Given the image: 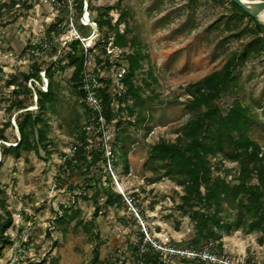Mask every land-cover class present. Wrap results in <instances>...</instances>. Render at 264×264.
<instances>
[{
  "label": "rangeland",
  "instance_id": "rangeland-1",
  "mask_svg": "<svg viewBox=\"0 0 264 264\" xmlns=\"http://www.w3.org/2000/svg\"><path fill=\"white\" fill-rule=\"evenodd\" d=\"M6 1L9 6L0 9V129L9 121L13 127L4 134L17 137L15 115L23 109L12 106L23 97L13 92L15 83H8L13 76L20 81L19 75L27 73L33 63L44 68L54 62L53 81L58 89L55 109L46 114V134L55 150L49 155L23 151L18 158L0 156V195L13 219L7 231L12 244L2 248L0 264H141L147 252L166 264L195 256L201 262L187 264H264L259 232L219 231V237L204 246L203 239L196 240L194 223L183 211L190 207L181 198L183 188L163 170H151L146 160L152 144L175 140L192 115L188 107L192 85L220 71L229 53L248 43L238 60L236 77L222 82L226 88L222 99L228 107L238 95L247 106L251 117L248 135L264 156V31L256 43L252 21L228 0H93L94 6L110 7L113 25L95 24L97 33L90 21V25H82L87 23L85 7L78 14L72 0ZM121 12L126 13L127 38L134 37L133 49L145 56L134 78L145 108L141 110L139 99L130 98L127 104L114 99L116 119L129 123L119 133L127 137L126 167L119 158L113 165L108 155L109 193L112 198L117 193L123 196L110 203L102 188L94 197L93 188L83 184L91 176L103 180L102 162L86 176L83 160L73 159L71 154L77 135L91 143L93 131L98 130L92 122L76 128L84 123V111L75 103L69 83L72 67L60 60L63 53L59 48L77 32L85 38L83 50L92 59L97 34V39L109 36L112 40L115 30H124L115 21ZM55 21L60 22L61 35L50 42L46 30ZM116 62L125 66L123 60ZM98 73L99 78L109 76L104 69ZM34 83L44 91L43 84ZM126 105L132 107L131 112ZM27 108L34 109V103ZM108 130L107 143L113 135ZM210 163L212 175L232 183L245 181L239 162L215 156ZM59 215L65 222L53 223Z\"/></svg>",
  "mask_w": 264,
  "mask_h": 264
},
{
  "label": "trees",
  "instance_id": "trees-1",
  "mask_svg": "<svg viewBox=\"0 0 264 264\" xmlns=\"http://www.w3.org/2000/svg\"><path fill=\"white\" fill-rule=\"evenodd\" d=\"M84 1L89 18L97 27L111 28L113 26L109 14L110 7L94 6L93 0H73L78 14L82 12ZM121 1L118 0V3ZM228 1L240 11L241 16H246L252 21V33L255 35L254 38L257 43L264 27L235 3ZM7 6H9L8 1L4 0L0 4V9H5ZM115 21H117L116 25L122 23L124 26V30L121 32L114 31L112 43L114 47L121 50L119 60H123L125 66L120 62L115 63L104 57L105 45L110 38L109 36L96 40L94 46L97 51L93 58L97 66L109 74L104 79H100V87L98 88V95L102 99L105 123L113 130L112 139L107 143L109 155L113 158V165L119 158L126 167L124 143L127 137L121 136L119 133L124 130L123 125L129 121L125 122V119L120 117L116 119L115 116L118 113L113 111L112 105L115 98L126 104L130 98L139 99V105L143 111L145 102L140 99L138 89L134 85V78L137 71L142 67L145 56L139 49H133L136 46L135 38H127L126 34L129 30L126 24V13L121 12ZM59 26V21L51 22L48 25L46 40L52 42V37L56 38L61 35ZM249 44L244 45L239 51L230 52L220 71H213L192 85V89L188 90V107L191 109L192 115L178 130L175 140H158L147 151L146 160L147 163L151 164L149 168L151 170H163L165 175L183 188L181 198L185 203H190L189 209L183 211L194 223L199 236L196 240H204L203 246L209 240L218 238L219 231L230 232L238 229L247 233L259 232L258 242L261 244L264 242V156L259 154V144L248 135L251 117L247 106L242 104L238 95L231 99L228 107H225L222 99L223 93L226 91L222 82L236 77L235 70L238 66V60L244 56ZM41 48L40 45L38 49L41 50ZM127 48H132V51H127ZM59 49L60 53H63L60 60L65 59V64L72 67L69 83L75 103L80 105L84 111V123L82 125L77 123L76 126L78 127L76 128H85L89 122L94 124L95 116L81 101L83 97L81 75L84 62L82 45L79 40L73 39L66 41ZM119 66H123L125 69L124 75L120 78L123 90H118L113 84V78ZM42 68L35 62L27 73L19 75L20 81H17L18 76H13L8 81L9 84L15 83L13 92L23 97V99H17L12 108L23 110L15 115L19 138L12 133L9 136L4 134L7 128L13 127L9 121L0 129V156L9 154L18 158L23 151H33L38 155L43 152L49 155L55 150L46 134V114L49 110L55 109L57 102L58 85L53 81L54 62ZM40 71H44L47 78V86L44 91L37 88L34 83V81L41 83V77L38 75ZM30 79H32L29 82L31 87L28 85ZM33 94H35L36 100L32 98ZM32 103L36 107L27 109ZM126 106L131 112L132 107ZM141 110L137 111L139 118H142ZM76 120L79 121V118ZM100 135L99 131H93L91 143L86 141V137L77 135L78 142L74 143L71 154L73 159L81 158L83 160L86 176H89L91 168L98 161L102 162L103 180L96 179L94 176L88 177L87 181L83 182L84 188L90 185L93 188L94 197L102 188L108 198L107 202L114 203L122 200L123 196L117 193L116 197L112 198L109 193L111 173L107 161L110 157L105 154L102 142L99 140ZM5 142L11 144L7 145ZM215 156L243 165L241 173L245 175V181L232 183L219 175H212L210 159ZM72 189L76 188L72 187ZM63 222H65L63 215L56 216L53 221V223ZM12 223V213L0 195V254L2 248L12 244L11 237L7 233ZM145 245L150 248L149 243L145 242ZM138 252L139 249L135 248V253L138 254ZM193 261L201 262V259L199 256H195L175 264H187ZM141 264L166 263L159 261L147 252Z\"/></svg>",
  "mask_w": 264,
  "mask_h": 264
},
{
  "label": "built area",
  "instance_id": "built-area-1",
  "mask_svg": "<svg viewBox=\"0 0 264 264\" xmlns=\"http://www.w3.org/2000/svg\"><path fill=\"white\" fill-rule=\"evenodd\" d=\"M3 1L4 0H0V4ZM71 5H74V4L71 3ZM83 7H85V16H86L85 19L87 23H82V25L84 26L90 25L89 24V21H90L92 25V29H94V33H97L95 23L91 21L88 16V11L85 5V1L83 2ZM97 37H98V34L93 38L94 45L96 43ZM73 39L79 40L81 42L82 50H83V47L86 48L85 38H83V36H80L76 32V34L71 36L70 39L67 41H70ZM83 53H84V62H83V70H82V75H81V87L83 89V97L81 101H83L87 105V107L90 109V111L95 116V122H94L95 126L94 127L97 128V130L101 133L99 140L102 142V146L104 147L106 156H108L110 154V151H108V148H107V139L110 133L108 129L110 128L105 123V119H104L103 111H102L103 110L102 99L98 95V88L100 87V79H101V77L99 78L98 72H100L101 68L97 66V64L94 61V58L89 59V54L86 51V49L83 50ZM104 57L108 58L112 62L119 60L121 57V50L114 47L112 40H108L107 44L105 45ZM90 67H93V68L90 69ZM39 73H42L40 75L41 77L40 84H43V89L46 90L47 78L45 76V73L44 71H40ZM124 73H125V69L123 66H119L117 71L115 72V75L113 78L114 79L113 84L118 90H123V86L120 83V78L124 75Z\"/></svg>",
  "mask_w": 264,
  "mask_h": 264
},
{
  "label": "water",
  "instance_id": "water-1",
  "mask_svg": "<svg viewBox=\"0 0 264 264\" xmlns=\"http://www.w3.org/2000/svg\"><path fill=\"white\" fill-rule=\"evenodd\" d=\"M230 1L235 3L245 13L251 16L259 25L264 27V19L260 17V13L264 10V0H230ZM34 100H36V96ZM14 127L17 132V137L19 138L17 124H14Z\"/></svg>",
  "mask_w": 264,
  "mask_h": 264
},
{
  "label": "bare ground",
  "instance_id": "bare-ground-1",
  "mask_svg": "<svg viewBox=\"0 0 264 264\" xmlns=\"http://www.w3.org/2000/svg\"><path fill=\"white\" fill-rule=\"evenodd\" d=\"M260 17L264 19V10L260 13Z\"/></svg>",
  "mask_w": 264,
  "mask_h": 264
}]
</instances>
